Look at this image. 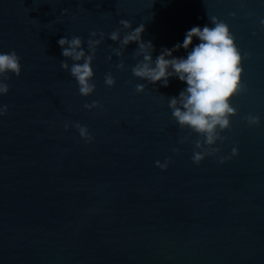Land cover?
I'll use <instances>...</instances> for the list:
<instances>
[{"label": "water", "instance_id": "water-1", "mask_svg": "<svg viewBox=\"0 0 264 264\" xmlns=\"http://www.w3.org/2000/svg\"><path fill=\"white\" fill-rule=\"evenodd\" d=\"M212 14L251 53L243 60L248 90L232 97L238 111L220 152L199 164L190 158L196 134L181 143L188 130L167 103L186 82L169 77L167 86L136 91L145 81L131 72L135 42L111 60L116 42L106 36L98 45L89 96L60 67L62 35L86 42L90 30L107 34L124 17L133 27L144 23L142 38L156 55ZM260 16L264 0H0V51L15 49L22 65L0 95L8 105L0 116V264H264ZM121 59L125 67L116 68ZM108 70L112 86L103 80ZM92 99L104 107L84 108ZM249 111L259 124L242 119ZM64 121L86 124L93 141ZM233 144L239 154L219 162ZM166 156L162 170L154 161Z\"/></svg>", "mask_w": 264, "mask_h": 264}, {"label": "clouds", "instance_id": "clouds-1", "mask_svg": "<svg viewBox=\"0 0 264 264\" xmlns=\"http://www.w3.org/2000/svg\"><path fill=\"white\" fill-rule=\"evenodd\" d=\"M62 12L68 10L62 9ZM237 13L231 11L229 15ZM251 15V11L247 13ZM210 23L203 25L194 24L185 30L182 41H177L171 47L162 45L160 51L153 55L155 45L151 39H143L144 23H138L135 27L132 21L121 17L119 26L105 34L104 31L90 30L85 40L80 35H62L57 39L61 55L60 67L67 70L75 79L78 92L82 96H89L96 89L95 70L93 61L96 57L97 47L107 38L116 42V46L108 53V59L123 55L124 50L131 42L136 43L133 55L138 57L131 66L134 76L140 77L145 82H137L135 89L141 92L146 83L157 87L167 86L169 77H176L186 82L185 86L177 94L168 96V106L171 116L180 128L188 130V134L180 137L181 143L187 141L192 133L196 138L191 160L199 164L207 155L219 153L221 144L226 136L225 129L231 128V117L238 111L232 102V97L248 90L247 82L242 78L244 72V58L251 55L250 51L243 50L236 43V36L231 31L228 22L215 15H208ZM260 25H264V16L259 17ZM195 40V42H194ZM183 47L185 54L175 55V50ZM116 68L123 69L124 61L119 60ZM21 57L15 49L0 51V95L9 91L8 80L10 74L19 75L21 72ZM105 85L112 86L116 78L111 70L103 75ZM84 108H103V104L97 99L84 102ZM8 111L7 104H0V116ZM242 119L248 125L259 124L260 115L249 111ZM70 126L78 130L79 136L85 142L94 139L86 124L80 121H64L65 129ZM220 141V144L217 143ZM174 152L179 149L173 147ZM239 154V148L235 144L226 155H219V162ZM170 156L163 160L156 159L155 165L160 169H167L171 161Z\"/></svg>", "mask_w": 264, "mask_h": 264}]
</instances>
